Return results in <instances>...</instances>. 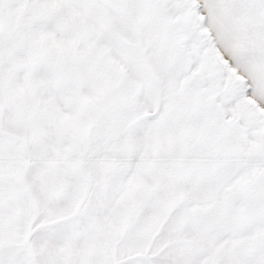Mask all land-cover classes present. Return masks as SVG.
<instances>
[{"label": "snow or ice", "instance_id": "snow-or-ice-1", "mask_svg": "<svg viewBox=\"0 0 264 264\" xmlns=\"http://www.w3.org/2000/svg\"><path fill=\"white\" fill-rule=\"evenodd\" d=\"M0 264H264V0H0Z\"/></svg>", "mask_w": 264, "mask_h": 264}]
</instances>
